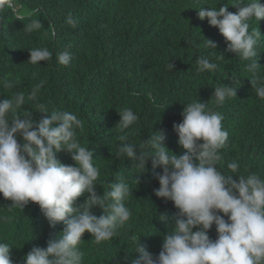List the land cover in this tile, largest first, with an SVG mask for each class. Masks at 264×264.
Masks as SVG:
<instances>
[{"label": "trees", "instance_id": "1", "mask_svg": "<svg viewBox=\"0 0 264 264\" xmlns=\"http://www.w3.org/2000/svg\"><path fill=\"white\" fill-rule=\"evenodd\" d=\"M234 0H15L16 9L5 8L0 16V79L8 77L16 82L12 89L0 87V100L17 92L25 96L26 104L18 110L32 113L37 123L50 118L51 113H39L38 105L49 112L69 111L82 120L84 128L78 131V140L93 151V163L99 167L100 177L94 186L103 196L111 183L122 177L129 183L133 195L125 204L132 216L127 225L109 241L96 245L90 233L82 235L80 245L83 264H131L138 258L132 237L139 238V246L157 257L162 250L164 236L175 226L178 209L172 201L158 198L159 188L155 174L163 168H152L148 159L146 170L138 173L136 161L116 156L126 135L127 142L139 145L153 132L164 131V146L176 155L183 154L178 145V134L173 124L183 121L181 113L194 100L208 103V108L223 115V128L228 141L220 150L217 168L232 174L229 162L239 164V174L255 172L264 178V126H254L264 120V100L257 97L251 85L252 74L235 53L227 51L225 38L218 28L210 26L207 18H198L199 8L221 7ZM264 5V0H260ZM245 5H240L243 7ZM69 13L79 20L73 28L66 22ZM41 21L43 27L26 31L31 21ZM253 28L264 35V20H252ZM216 48L207 46V41ZM47 47L53 58L29 63L28 49ZM68 50L73 59L68 66L60 65L56 56ZM255 58L260 65L257 74L264 78V36H261ZM205 55L219 67L214 72H198L195 63ZM223 55L224 59H216ZM175 68L167 70V63ZM46 81L35 99H30L33 87ZM221 84L236 87V97L222 105L212 97L214 88ZM131 108L139 119L129 129L116 125L121 119L118 112ZM56 126V124H53ZM18 143H24L17 134ZM140 155L139 147L136 148ZM56 158L65 165H74L70 153L61 150ZM238 180V176L233 175ZM138 181V183H136ZM87 193L77 199L83 203ZM12 202L0 193V214L9 217L0 223V242H7L12 264H26L25 257L33 247L46 249L49 239L63 231V223L49 225L35 202L24 209H9ZM99 217L98 206L90 210ZM224 216L223 213H218ZM162 215L165 217L162 218ZM227 221V217L224 216ZM198 229H194L196 231ZM211 240L218 236L216 226L208 230Z\"/></svg>", "mask_w": 264, "mask_h": 264}, {"label": "clouds", "instance_id": "2", "mask_svg": "<svg viewBox=\"0 0 264 264\" xmlns=\"http://www.w3.org/2000/svg\"><path fill=\"white\" fill-rule=\"evenodd\" d=\"M231 6L237 7L236 13L228 11L227 3L209 10L201 7L198 18H207L209 25L218 28L225 38L227 51L249 63L246 69L253 76L251 85L257 97L264 100V78L257 74L260 65L255 59L264 35L258 27L249 31L250 21L264 20V5L260 0H234ZM5 8L15 11V0H0V13ZM66 22L75 28L79 20L69 13ZM41 27V21L33 19L26 31ZM206 41L208 47L216 48L215 42ZM28 50V62L33 65L53 58V51L47 47ZM72 59L68 50L56 56L57 62L65 67ZM216 59L224 57L219 55ZM195 63L198 72H214L219 67L205 55L199 56ZM166 67L172 71L175 64L169 61ZM44 83L41 81L33 87L30 99L36 98ZM15 86L16 82L8 77L0 79V87L4 89ZM212 97L222 105L226 99L236 97V87L221 84L214 88ZM25 104L21 92L0 100V193L12 202L9 209L23 210L30 201L35 202L50 226L61 222L64 225L57 238L49 239L46 249L33 247L28 252L26 264H83L82 235L90 233L96 245L115 237L131 219L132 213L125 201L133 195L132 189L122 177L111 183L103 196L98 195L94 186L100 177L99 167L93 163V151L78 140V131L84 128L82 120L75 113L49 112L38 105L39 113H51V116L37 123L32 113L18 112ZM118 114L121 119L116 127L121 130L129 129L139 119L128 107ZM181 115L182 123L173 124L178 145L183 150L181 155L164 146V131L153 132L139 145L127 142L126 135L119 137L121 143L116 156L136 161L134 168L138 173L146 170L149 158L153 170L158 166L163 168L162 174H155L159 188L154 194L166 202L172 201L178 209L175 226L164 236L157 257L147 246H139V238L132 237L136 241L134 251L139 256L131 264H264V178L255 172L239 174L237 162L227 164L232 174H224L217 168L220 150L225 147L229 134L222 125L223 115L209 109L208 103L200 100L187 103ZM263 126L264 120L254 129L260 131ZM17 134L23 137L22 145ZM61 150L70 153L74 165H65L56 158ZM86 193L84 202L78 203L77 199ZM96 206L103 210L99 217L90 211ZM218 213H223L227 221ZM164 218L162 215L161 219ZM8 220V216L0 214V223ZM213 224L218 234L214 241L208 235ZM12 247L0 242V264H12Z\"/></svg>", "mask_w": 264, "mask_h": 264}]
</instances>
